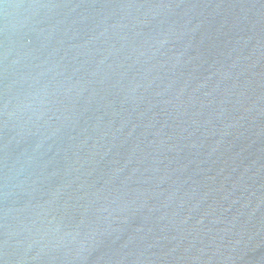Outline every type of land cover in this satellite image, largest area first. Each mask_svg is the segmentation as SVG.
Returning a JSON list of instances; mask_svg holds the SVG:
<instances>
[{"label": "water", "instance_id": "water-1", "mask_svg": "<svg viewBox=\"0 0 264 264\" xmlns=\"http://www.w3.org/2000/svg\"><path fill=\"white\" fill-rule=\"evenodd\" d=\"M0 264H264V0H0Z\"/></svg>", "mask_w": 264, "mask_h": 264}]
</instances>
